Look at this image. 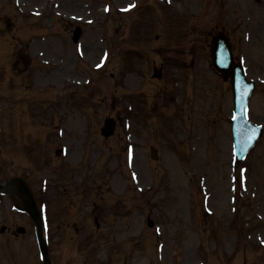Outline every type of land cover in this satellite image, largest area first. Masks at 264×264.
<instances>
[{"label": "rangeland", "instance_id": "1", "mask_svg": "<svg viewBox=\"0 0 264 264\" xmlns=\"http://www.w3.org/2000/svg\"><path fill=\"white\" fill-rule=\"evenodd\" d=\"M238 3L0 0V114H7L6 123L0 118V184L25 178L55 224L78 225L66 230L71 239L60 232L49 243L59 264H264V137L243 163L233 161L230 85L208 58V43L228 22L223 14L238 16ZM238 18L229 27L245 25L235 40L248 43L257 22ZM76 25L84 29L77 44ZM251 41L264 45L261 34ZM106 52L107 64L96 69ZM168 61L163 79L155 76ZM177 81L178 103H169L163 98L176 94ZM259 86L255 98L264 104ZM131 96L144 111L137 123L101 137L107 117L125 121ZM59 99L70 125H58L67 132L58 142ZM262 114L251 118L264 124ZM145 119L151 123L141 130ZM130 141L135 158L127 165ZM62 146L66 156L56 154ZM112 171L123 201L98 197ZM0 197V226L11 229L0 234V264H43L33 221ZM148 213L154 232L146 228ZM18 226L26 233L17 234ZM155 239L164 244L161 257ZM244 248L242 263L236 254Z\"/></svg>", "mask_w": 264, "mask_h": 264}, {"label": "water", "instance_id": "2", "mask_svg": "<svg viewBox=\"0 0 264 264\" xmlns=\"http://www.w3.org/2000/svg\"><path fill=\"white\" fill-rule=\"evenodd\" d=\"M80 32V29L77 30V33L75 34V37H74V40H77L78 36H79V33ZM220 45L223 46L222 42H220ZM217 49L219 50V52L217 53V56H215L214 58V65L216 66V68H218L222 73L223 75L226 77L227 76V73H228V68H227V65L226 63L223 61V57L225 55V52H223V47H217ZM220 55V56H218ZM233 77H234V84L236 87H240L241 84H242V78L241 77V73L238 69H236V72L235 74H233ZM235 87V88H236ZM242 104L240 101H238V115L236 117V121H235V124H234V135L236 136V138L239 139V137L241 139V146L242 147H250L253 143H254V139L252 138H255V129L250 126L249 124H247V122L245 121V117H244V113H243V108H242ZM114 123H112L111 120H107L106 121V126L104 128V134L108 135V134H111L113 132V129H114ZM251 137V139L249 138ZM23 185V184H22ZM4 190H6L7 192L9 191H15L14 188H11L10 186L7 187V188H2ZM19 191L22 192V195L24 197V195L26 196V198L28 199V206H29V209H30V213L32 214V216L35 218L36 220V223L38 224V227L40 226V216L38 214V212H36V208H35V205L33 204V202H30L29 201V192L28 189L25 187V190L24 188L20 187L19 186ZM42 247H43V250L45 251L46 253V247L44 245V242L42 241Z\"/></svg>", "mask_w": 264, "mask_h": 264}, {"label": "snow or ice", "instance_id": "3", "mask_svg": "<svg viewBox=\"0 0 264 264\" xmlns=\"http://www.w3.org/2000/svg\"><path fill=\"white\" fill-rule=\"evenodd\" d=\"M233 119H235V117H233ZM251 139V137H249Z\"/></svg>", "mask_w": 264, "mask_h": 264}]
</instances>
